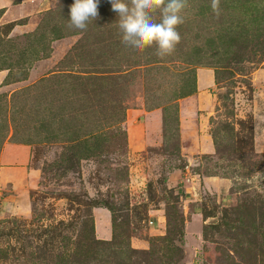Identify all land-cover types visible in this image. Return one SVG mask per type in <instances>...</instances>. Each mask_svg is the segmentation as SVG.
Instances as JSON below:
<instances>
[{
    "label": "rangeland",
    "instance_id": "rangeland-1",
    "mask_svg": "<svg viewBox=\"0 0 264 264\" xmlns=\"http://www.w3.org/2000/svg\"><path fill=\"white\" fill-rule=\"evenodd\" d=\"M44 1L28 32L0 21V168L13 143L37 172L0 186L27 207L0 215V264H264V0H221L219 18L189 0L163 58L122 45L109 0L86 31L67 27L74 0ZM192 95L213 152L187 160L178 101ZM153 110L162 142L140 151Z\"/></svg>",
    "mask_w": 264,
    "mask_h": 264
},
{
    "label": "crops",
    "instance_id": "crops-1",
    "mask_svg": "<svg viewBox=\"0 0 264 264\" xmlns=\"http://www.w3.org/2000/svg\"><path fill=\"white\" fill-rule=\"evenodd\" d=\"M16 1V3H12ZM44 0H0L2 12L0 21L2 23L13 22L26 18V22L15 24L12 32L24 33L32 29L35 24V11L44 5ZM212 75L209 70L201 69L197 71L198 89L207 83H211ZM209 83V84H210ZM179 132H180V151L181 155L190 160L193 155L210 154L213 152V145L209 135L205 132L203 113H198L199 98L198 95L187 96L179 99ZM162 142L161 114L157 110L140 114V137L137 144L140 143V151L148 146H157ZM4 164L0 168V186L5 187L10 183L19 184L22 182L27 185H33L37 180V172L28 167L30 159L29 149L20 144H7L2 152ZM176 176H180L175 172ZM171 176H175L171 174ZM194 176H198L195 174ZM202 188L213 191L218 190L219 182L215 181L213 176H204L198 182ZM10 187V185L8 186ZM17 186L16 188H18ZM1 194V193H0ZM195 192L188 194L186 201L194 206ZM0 197V215L25 214L27 207L25 201L19 194L6 192ZM194 220L192 223H195ZM155 223V222H154Z\"/></svg>",
    "mask_w": 264,
    "mask_h": 264
},
{
    "label": "clouds",
    "instance_id": "clouds-1",
    "mask_svg": "<svg viewBox=\"0 0 264 264\" xmlns=\"http://www.w3.org/2000/svg\"><path fill=\"white\" fill-rule=\"evenodd\" d=\"M112 11L118 14L115 22L125 48L143 52L155 48V55H172L181 41L178 31L185 21L183 13L189 0H109ZM100 0H74L69 7L67 27L86 31L88 24L99 18ZM221 0H210L214 15H221ZM159 19H155L156 16Z\"/></svg>",
    "mask_w": 264,
    "mask_h": 264
},
{
    "label": "trees",
    "instance_id": "trees-1",
    "mask_svg": "<svg viewBox=\"0 0 264 264\" xmlns=\"http://www.w3.org/2000/svg\"><path fill=\"white\" fill-rule=\"evenodd\" d=\"M17 23H18V22H14L13 25H12V27H13L15 24H17Z\"/></svg>",
    "mask_w": 264,
    "mask_h": 264
}]
</instances>
